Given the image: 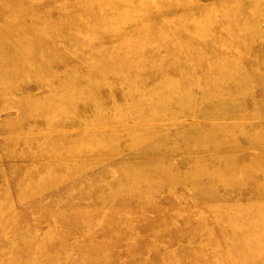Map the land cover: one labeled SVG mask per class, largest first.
<instances>
[{"label": "rangeland", "instance_id": "rangeland-1", "mask_svg": "<svg viewBox=\"0 0 264 264\" xmlns=\"http://www.w3.org/2000/svg\"><path fill=\"white\" fill-rule=\"evenodd\" d=\"M192 1L216 37L178 38ZM252 1L108 0L157 18L83 28L94 0H0V264H264Z\"/></svg>", "mask_w": 264, "mask_h": 264}, {"label": "bare ground", "instance_id": "bare-ground-1", "mask_svg": "<svg viewBox=\"0 0 264 264\" xmlns=\"http://www.w3.org/2000/svg\"><path fill=\"white\" fill-rule=\"evenodd\" d=\"M105 1H108V0H94V6H92L94 8V11H93V13H94V21L93 22L94 23L93 22L90 23V21H85V23H83V28L84 27H88L89 28L93 24L94 25H97V26H100V25L106 26V25H109V24L112 25L113 23H116L118 21H121V19L123 21H125V22H129V21H137V19L138 20L139 19H141V20H150V19H154V18L156 19L157 18V15H155V13L152 14V15H150V16H148V17H147V15H138L137 13H135L134 15H132V18L131 19L130 18H126V15L123 13V9H121V10L120 9H112L110 7V5H108L107 3H105ZM179 3L180 2H178L177 4H178L179 12L180 13H177L178 12V8L177 7L175 9H172V14L171 13H168V14H171L172 15L171 19L173 21L183 20V21H186L187 24H188V21L190 22V24L187 25L188 27H186V28H183L182 27L184 33H182L181 35H179V37H178L179 39L182 38L183 35L186 36V37H188V38L195 39L198 36V34H199L198 33L199 32V28H198L199 27L198 26L199 22H201L202 27L205 30H206V28L208 30V28L211 27V26L213 28H215V30L212 29L214 31L213 36H215V37H216L217 34H219V30H222L221 29V25H215V24L212 25V23L215 22V20L217 19L216 17L221 16V13L220 12L215 11L213 14L212 13L205 14V13H203V11L201 12V11L198 10V8L196 7V2H193V3H190V4H185L184 5L185 8L184 7H180V4ZM261 4L262 3L260 1L255 3L254 1L251 2V0H250V9H251V11L252 10H255V11L254 12H250V14H248L246 16H249V17L251 16L252 17V15H253L254 16L253 20L254 21H257V19H258L257 17H259V15L261 13V12L258 11L257 7L260 6ZM127 6H128V8H131L134 5H127ZM213 8H214V6H213ZM163 9H165V8H163ZM183 9H185L186 11H183ZM100 15H102L101 18L98 17ZM215 15H217V16H215ZM230 16L232 17L233 15H232V13H229V12H224V15H222V17H224V18H227V17H230ZM246 16H243L241 19L242 20H245V22H248L249 20H247V19H250V18L249 17H246ZM106 22H108V23H106ZM189 46H191V45H189ZM250 48H251V45H250ZM176 58H179V55H176ZM224 66H225V64H224ZM129 72H131L132 74L133 73H136V71H132V70L131 71H127L126 73H129ZM54 73H57V72L54 71L52 74H54ZM44 264H46V263H44Z\"/></svg>", "mask_w": 264, "mask_h": 264}]
</instances>
